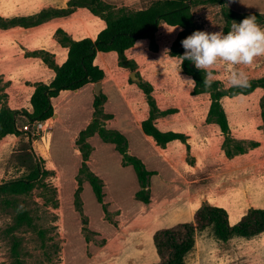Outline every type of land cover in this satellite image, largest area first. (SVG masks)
Returning a JSON list of instances; mask_svg holds the SVG:
<instances>
[{
    "label": "rangeland",
    "instance_id": "1",
    "mask_svg": "<svg viewBox=\"0 0 264 264\" xmlns=\"http://www.w3.org/2000/svg\"><path fill=\"white\" fill-rule=\"evenodd\" d=\"M101 1L109 14L113 7L133 10L154 0L131 6L123 4L133 0ZM231 8L264 11V0H196L194 27L184 38L195 30L227 33L233 21L239 23ZM178 30L162 24L146 45L129 51L130 58H119L124 83L109 82L107 92L96 86L93 104L90 91L73 92L65 102L68 114L52 120L44 141L34 142L23 130L30 121L24 114L17 133L0 135V186L26 183L0 192V264L154 263L155 232L193 221L202 202L225 207L231 223L251 207H264V134L258 131L263 90L222 97L233 137L248 139L250 150L261 132L263 145L228 159L226 136L208 119L214 90L187 91L179 69L164 56L165 49L170 56L184 52L181 41L173 46ZM232 68L223 65L215 72L219 89L228 94L242 90L227 85ZM245 71L250 80L264 76V57ZM179 75L195 80L182 66ZM6 86L0 77V106L7 105ZM94 119V132L81 134ZM154 128L184 133L187 142L162 144L145 131ZM100 130L107 132L104 137ZM136 157L152 172L145 185L133 164ZM187 263L264 264V233L224 243L207 230Z\"/></svg>",
    "mask_w": 264,
    "mask_h": 264
},
{
    "label": "trees",
    "instance_id": "2",
    "mask_svg": "<svg viewBox=\"0 0 264 264\" xmlns=\"http://www.w3.org/2000/svg\"><path fill=\"white\" fill-rule=\"evenodd\" d=\"M196 0H154L143 9L132 10L124 7L116 9L113 7L108 14V8H104L101 0H71L70 8L63 11L72 10L73 7L86 6L94 13L99 14L107 21V26L101 30L95 40L86 37L75 40L69 36L63 29H58L56 36L58 40L69 46L67 60L62 65H56L49 57V53L41 51L44 59L56 71V76L50 83L39 82L31 96L32 110L12 109L8 105L0 106V135L15 134L18 132L17 120L19 115L24 114L30 121L43 120L54 115L53 99L59 95L62 90H76L87 83L98 82L103 79L104 71L94 63L99 51H117L120 58L125 55V50L132 47L139 38H153L162 22L170 25H180V31L173 46H176L184 37L189 34V30L194 27L192 8ZM237 16L241 22L249 15H256L258 22L264 24V13L261 12H237L230 11ZM20 19L8 20L5 25L15 24ZM178 53V52H177ZM183 52L180 51L179 55ZM182 68L186 73L193 75L196 81L198 92L206 91L203 77L200 70L191 67L189 61H184ZM219 81L214 82L211 88L212 102L210 105L208 119L216 123L226 138L223 148L229 157L244 153L247 151L246 141L234 138L231 135V128L225 108L222 104V97L225 95H238L240 93H250L257 87L264 90V76L250 80V87L239 90L233 94L222 91ZM262 117L264 120V94L261 98ZM96 105V102H95ZM97 111V109H96ZM94 119L82 130L81 134L93 133L92 128L96 126ZM264 128V125H263ZM147 129V128H146ZM145 130V129H144ZM153 134L156 140L166 144L172 140L180 139L186 142V135L181 132L168 131L162 132L159 129L145 130ZM99 134L104 137L106 131L100 130ZM257 145L251 142V146ZM189 148V145H188ZM133 164L137 169L138 176L142 185L152 173L147 170L143 163L133 158ZM23 180L13 181L8 185H1L0 192L18 191L25 187ZM96 194L101 200L102 191L96 187ZM210 230L213 237L219 242H230L235 238L252 239L264 233V207H251L241 217V219L232 224L229 213L223 206H218L204 201L196 210L194 220L182 222L171 227L157 230L153 236L159 260L149 264H188L187 258L195 248L198 237L205 231Z\"/></svg>",
    "mask_w": 264,
    "mask_h": 264
},
{
    "label": "crops",
    "instance_id": "3",
    "mask_svg": "<svg viewBox=\"0 0 264 264\" xmlns=\"http://www.w3.org/2000/svg\"><path fill=\"white\" fill-rule=\"evenodd\" d=\"M70 1L71 0H0V77L7 84L5 91L8 93L7 105L10 108L18 110L26 108V110L31 111L32 106L30 100L36 89V84L39 82L50 83L56 76L55 69L45 61L41 51L48 52L50 59L56 65H62L67 60L69 46L58 40L56 36L58 29H63L75 40L86 37L95 40L99 32L107 26V21L102 16L94 13L86 6L73 7L72 10L63 11L70 8ZM137 1L138 3L145 2V0H133L130 2L131 4L125 3L123 5L131 6L132 2L135 4ZM150 4L134 10L146 8ZM232 10L237 12L256 11L264 13V11L259 10ZM12 19H20V21L15 24L5 25L8 20ZM162 24L171 27H180L175 37V39H177L182 27L180 25H170L166 22H162L159 28ZM148 39L150 38L137 39L132 47L125 50L127 58H130L129 51H132L140 45H146ZM119 58V52L114 50L99 51L96 55L94 63L104 71L103 79L98 82H101V88L106 92L109 88V82H114L115 84H118V82L124 83V72L119 70L123 69L119 66ZM111 72H113L116 77L110 76ZM96 86L97 82H90L76 90H62L59 95L53 99L55 110L52 120H54V124L61 119L63 113L68 114L69 109L65 105V102L73 92H81L83 90L90 91L92 97L91 103L93 104L94 95L92 94V89H95ZM258 88L263 90L262 87H257L256 89ZM263 94L264 90L261 98ZM91 115L92 108L90 110V116ZM228 120L231 128V135L234 136L229 116ZM87 125H85V127ZM263 125L264 120L262 117V130L258 129V131H263L264 134ZM239 140L245 141L248 139L241 138ZM252 140H255L253 142H256L257 145L250 146V150L263 147L261 132L260 138H253ZM188 145L189 143H187V147ZM250 150L233 157L227 156L224 149L223 152L228 159H233L237 156L246 154ZM168 154L167 152L165 153L166 156H168ZM242 216L243 215L239 218H234L232 223L238 222Z\"/></svg>",
    "mask_w": 264,
    "mask_h": 264
},
{
    "label": "clouds",
    "instance_id": "4",
    "mask_svg": "<svg viewBox=\"0 0 264 264\" xmlns=\"http://www.w3.org/2000/svg\"><path fill=\"white\" fill-rule=\"evenodd\" d=\"M184 49L182 55L170 56L169 49L164 50L176 68L177 75L184 88L193 90L196 81L191 77L179 75L184 61L191 62L197 70L204 73L203 83L206 88L216 82L215 72L223 65L233 66L227 78L230 88L246 89L250 87V77L245 69L258 57H264V25L258 22L256 15H249L241 22H232L230 30L208 32L195 30L181 40Z\"/></svg>",
    "mask_w": 264,
    "mask_h": 264
},
{
    "label": "built area",
    "instance_id": "5",
    "mask_svg": "<svg viewBox=\"0 0 264 264\" xmlns=\"http://www.w3.org/2000/svg\"><path fill=\"white\" fill-rule=\"evenodd\" d=\"M23 130L32 137L34 142L40 137L43 141L52 128V117L43 120L28 121L23 125Z\"/></svg>",
    "mask_w": 264,
    "mask_h": 264
},
{
    "label": "water",
    "instance_id": "6",
    "mask_svg": "<svg viewBox=\"0 0 264 264\" xmlns=\"http://www.w3.org/2000/svg\"><path fill=\"white\" fill-rule=\"evenodd\" d=\"M101 86V82H97V87H100Z\"/></svg>",
    "mask_w": 264,
    "mask_h": 264
}]
</instances>
